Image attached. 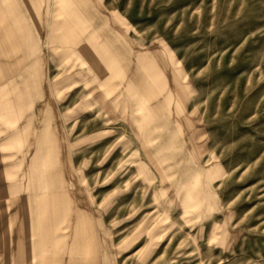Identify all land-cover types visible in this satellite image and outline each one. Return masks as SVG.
<instances>
[{"label":"rangeland","instance_id":"rangeland-1","mask_svg":"<svg viewBox=\"0 0 264 264\" xmlns=\"http://www.w3.org/2000/svg\"><path fill=\"white\" fill-rule=\"evenodd\" d=\"M36 3L59 74L92 21L96 104L31 108L1 60L0 264H264V0Z\"/></svg>","mask_w":264,"mask_h":264},{"label":"crops","instance_id":"crops-1","mask_svg":"<svg viewBox=\"0 0 264 264\" xmlns=\"http://www.w3.org/2000/svg\"><path fill=\"white\" fill-rule=\"evenodd\" d=\"M32 1L39 2V0H0V49L7 52L5 53L7 58L0 54V63L4 60L2 64L12 67L15 69L12 70L14 72L25 68L24 81L28 87L24 92L15 90L13 96L31 99L29 101L31 108L37 104L40 107L45 103L47 105L49 98L56 99L53 101L54 105H60L58 100L78 96L82 91L80 87L88 85L85 90L89 95L87 103L88 106L94 107L95 98H92L90 105L92 95L90 96L89 83L94 85L98 78L93 72L94 62L90 56H93L96 50V32L92 21L88 17L79 15L80 20L73 22L77 26H73V30L79 29L77 32L74 31L75 34L73 33V38L71 37L75 43L73 55L80 57L84 67L75 73L59 74L58 69L65 62L64 25L67 22L65 23L64 16L57 15L62 12L61 10L47 11L42 9L40 4L33 5ZM82 18L85 20H81ZM69 87L70 89H67ZM61 103L64 104V101ZM56 238L58 241V237ZM63 257L64 251L57 249L55 263L62 264Z\"/></svg>","mask_w":264,"mask_h":264}]
</instances>
